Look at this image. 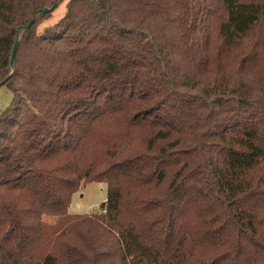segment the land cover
<instances>
[{"label": "trees", "instance_id": "obj_1", "mask_svg": "<svg viewBox=\"0 0 264 264\" xmlns=\"http://www.w3.org/2000/svg\"><path fill=\"white\" fill-rule=\"evenodd\" d=\"M62 1L0 0V264H264V0H68L39 30ZM93 181L106 212L69 213Z\"/></svg>", "mask_w": 264, "mask_h": 264}, {"label": "rangeland", "instance_id": "obj_2", "mask_svg": "<svg viewBox=\"0 0 264 264\" xmlns=\"http://www.w3.org/2000/svg\"><path fill=\"white\" fill-rule=\"evenodd\" d=\"M68 0H63L58 6L49 13L45 19L39 24V30L44 29L56 23L63 17L66 11V3ZM13 99V93L7 88V86L0 87V113L11 103ZM82 172L84 166L81 165ZM108 185L106 182H82L80 189L73 195L72 202L69 207V213L72 214H95L103 213L106 206L103 204L107 201ZM44 219L50 222L52 219L49 216H44Z\"/></svg>", "mask_w": 264, "mask_h": 264}, {"label": "water", "instance_id": "obj_3", "mask_svg": "<svg viewBox=\"0 0 264 264\" xmlns=\"http://www.w3.org/2000/svg\"><path fill=\"white\" fill-rule=\"evenodd\" d=\"M57 4L53 5L52 7L50 8H43V9H40L39 12L40 13H47L49 11H53L55 8H56ZM36 21V18H33L27 25H25V28H30L32 27V25L35 23ZM17 48H18V41L16 42L14 48H13V52H12V56H11V64L14 65V59H15V56H16V53H17ZM9 79L6 78L4 81H2L0 83V86L4 85L6 83V81Z\"/></svg>", "mask_w": 264, "mask_h": 264}, {"label": "built area", "instance_id": "obj_4", "mask_svg": "<svg viewBox=\"0 0 264 264\" xmlns=\"http://www.w3.org/2000/svg\"><path fill=\"white\" fill-rule=\"evenodd\" d=\"M104 212H106V209H105V211Z\"/></svg>", "mask_w": 264, "mask_h": 264}]
</instances>
